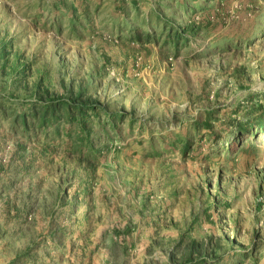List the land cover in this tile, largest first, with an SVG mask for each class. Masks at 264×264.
I'll return each mask as SVG.
<instances>
[{
	"label": "rangeland",
	"instance_id": "rangeland-1",
	"mask_svg": "<svg viewBox=\"0 0 264 264\" xmlns=\"http://www.w3.org/2000/svg\"><path fill=\"white\" fill-rule=\"evenodd\" d=\"M262 111L264 0H0V264H264Z\"/></svg>",
	"mask_w": 264,
	"mask_h": 264
},
{
	"label": "trees",
	"instance_id": "trees-1",
	"mask_svg": "<svg viewBox=\"0 0 264 264\" xmlns=\"http://www.w3.org/2000/svg\"><path fill=\"white\" fill-rule=\"evenodd\" d=\"M163 24H165L166 26H168L166 22H162ZM192 33L194 35L197 34V30H196V27H191L190 29H186V30H183L182 31H178V30H172L170 33H168V42L170 44H173V45H177L178 44V41H182V39L184 37H186L184 35V33ZM149 38V37H146V39ZM172 39V40H171ZM62 106L64 107L65 104L63 103ZM68 106V105H67ZM253 116L252 118H250L246 124H242L243 127H241L240 129V133H245V132H248L250 129H253L255 128V126L259 125L262 127H264V111H262L260 114H258L257 116H254V115H250V117ZM256 132V131H255ZM255 132H252L251 135H255Z\"/></svg>",
	"mask_w": 264,
	"mask_h": 264
}]
</instances>
